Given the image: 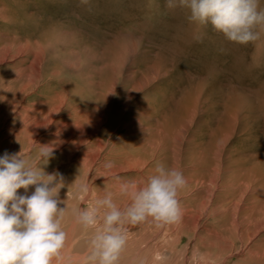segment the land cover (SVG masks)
I'll list each match as a JSON object with an SVG mask.
<instances>
[{"label": "rangeland", "instance_id": "374dc122", "mask_svg": "<svg viewBox=\"0 0 264 264\" xmlns=\"http://www.w3.org/2000/svg\"><path fill=\"white\" fill-rule=\"evenodd\" d=\"M259 6L264 8V0ZM189 14L186 8H169L168 0H0V100L14 105L21 99V107L38 108L34 115L40 121L64 99L54 127L45 133L103 112L91 141L96 146L94 140H101L111 164L136 151L134 156L142 153L150 166L186 169L194 187L182 194V211H191L190 226L201 214L195 230L182 233L174 244L177 253L163 263L264 264L257 256L264 249V26L257 27L258 40L242 45L210 23L190 21ZM180 36L191 42L179 45ZM137 120L140 124L133 126ZM157 144L162 150L153 157L149 146ZM205 156L208 161L202 163ZM71 162L53 151L45 166L63 176L61 190L67 195L76 193L75 183L84 175ZM203 172L209 180L204 187ZM212 175L220 188L210 182ZM165 228L161 224L158 235L166 234ZM200 231L210 242L230 241L226 254L215 247L212 258H201L206 250L197 240Z\"/></svg>", "mask_w": 264, "mask_h": 264}, {"label": "clouds", "instance_id": "9594fccd", "mask_svg": "<svg viewBox=\"0 0 264 264\" xmlns=\"http://www.w3.org/2000/svg\"><path fill=\"white\" fill-rule=\"evenodd\" d=\"M168 7L188 9L190 21L200 26L210 23L227 40L242 45L258 40L257 27L264 26L259 0H168ZM52 155L53 148L41 144L34 157L23 147L0 156V264H53L66 244L69 213L89 230V264H119L127 246L128 225L148 218L157 224H171L182 216L179 192L187 180L177 167L158 163L146 182L120 183L118 194L129 201L123 206L116 202L117 193L105 186L103 196L93 203L70 208L68 195L60 197L63 176L45 171ZM30 186L34 191L29 195ZM75 187L77 198L90 190L84 182L75 183ZM22 188L25 194H19Z\"/></svg>", "mask_w": 264, "mask_h": 264}, {"label": "bare ground", "instance_id": "6f19581e", "mask_svg": "<svg viewBox=\"0 0 264 264\" xmlns=\"http://www.w3.org/2000/svg\"><path fill=\"white\" fill-rule=\"evenodd\" d=\"M185 37L186 36H180L181 39L180 38L178 39L179 45L183 44L184 41H187V42L190 41L189 37H186V38ZM195 40H197V39H195ZM25 44L29 45V41L26 42ZM180 49L183 50V48H181V47H180ZM182 50H180V53H182ZM39 57H41V56H39ZM202 57H203V59L201 58L202 61L203 60L205 61L206 57L204 55ZM37 61H39V63L37 64V68L40 69L42 59L37 58ZM23 85H24V88L28 87L25 84H23ZM23 91L24 90H22L21 92H23ZM58 100L60 101V104L59 103L56 104L54 109H52L51 111H47L44 114V116L42 115L43 118L40 121H38V118L34 115V114L39 112L38 108L36 109L34 107H31L30 105L21 107L22 104L19 103L21 101V99L20 100L18 99L14 103V105L9 104L4 99L0 100V110H1L0 146L1 145L5 146L4 149H2L3 150L2 156L4 155L5 152H8L10 154L11 153H17V152L21 151V149L23 147V150L25 153H28L34 157L38 153V150L41 147V144L47 145L49 148H53V151H55V153L58 154V156L62 157V159L67 158V159H70L71 161H74V162H71L72 163L71 166L80 167L83 169L82 171L84 172L83 173L84 175L82 176L81 182L85 183L86 174H90V173L94 174L93 179L89 180L90 182H88L89 183L88 186L90 189L89 194L82 193L81 194L82 198H77L76 193H74V191H73L71 193V195H68V197H69L68 202L71 201L70 208L71 207H77V206L83 207L84 204H86V203H88V204L93 203L95 201V199L103 196L105 186L107 187V190L112 191L114 193H117L115 199H116V202L118 204H120L121 206L127 204L129 202L127 200V198L120 196L118 194L120 183L125 182V181H135L139 185L143 182H146V178L149 175L154 174V170H155L156 166H153V164L151 166L148 165L147 163H149V162H147L148 160L142 158V157H144L141 155L142 153L139 156H134V153L136 152L135 150H134L135 152L131 153V154H129L127 152L123 153V155H125V157L120 163L116 164L117 163L116 162L115 163L116 165L111 164L110 160H108V158H109L108 155L102 154V150H104L102 148L104 147V145L101 143V140H94V141L99 142V144H96V146L94 145L93 141H91V138L94 135H97V132H98L99 128L101 127L100 125L103 121L101 113H103V112H101L99 114L97 113L94 115L90 114L89 116H86V119L78 118L77 124H74V125L71 122L70 123L66 122L65 127H62L61 131L57 132V131H54V129H52L51 130L52 133L51 132L45 133V131H43V130H47L48 128L54 127V123H55L54 118H55V116H58V112L62 109V107L64 105V99L59 98ZM77 114H78V111H77ZM57 119H59V118H57ZM140 120H141V118H140ZM38 122H40V123H38ZM57 123L58 122H56V125H57ZM126 123H127V121H126ZM139 124H140V122H139V120H137L136 122L133 123V126L139 125ZM139 131H140V133H145L146 130L141 128V125H140ZM158 131L159 130H157V132ZM162 131H163V129H162ZM176 131L177 130H175L174 133H176ZM158 134L160 135V133H158ZM179 134H180V132H179ZM151 135H153V134H151ZM153 136H152V138H153ZM136 137H138V136H136ZM155 139H156V137H155ZM179 139H182V138L180 137ZM141 140H143V139H141ZM183 141H185V140H183ZM136 143H138V142H136ZM88 145H90L91 148L89 146L87 148V150H84L85 148H83V147L88 146ZM180 145H182V143ZM160 146H161L160 144H157L154 146H149L150 149H152V151L151 150L150 151H151V155L153 157L155 155L156 156L159 155V152L162 150V149H160L161 148ZM182 147H183V145H182ZM92 148H95V149L91 150ZM138 148H140V147H135V149H138ZM147 149H149V148H147ZM221 149H222V147H221ZM181 150H182V148H181ZM220 150H218V152ZM145 151L147 152V150H145ZM178 153H179V151H178ZM221 155L222 154L220 152V157H218V158H221ZM101 157L106 158L107 162L103 161L100 163V165H98L99 164L98 160ZM160 158H162V157H160ZM184 158H186V156L185 157L183 156V159ZM193 159H195V158H193ZM200 160L202 163H206V161H208V158L205 156V157H201ZM109 163L112 165V167L111 168L105 167V165L109 164ZM174 165H172V167H176V165L175 166ZM47 169L48 168L46 167L45 171ZM223 170H225V169H223ZM184 171H183V173H184ZM219 171H221V170H219ZM46 172L50 173L51 170L48 169ZM123 173L124 174H127V173L132 174L133 173V174L127 178L126 177H119ZM203 173H204L202 175L203 178L202 177L200 178L202 185L201 184L200 185L204 187V183H206L208 180V178H207L208 175L205 174L206 172H203ZM189 175L191 176V174H189ZM90 176H92V175L90 174ZM184 176L186 177L187 183L179 192L180 203H184L183 200H181V198H183L184 200L186 198L182 194L193 190V187H194V185L191 183L193 181H192V179L189 178L188 174L185 175V173H184ZM89 177H88V179L91 178V177L90 178ZM210 178H211L210 182H213V183L215 182V186L220 188L216 179L213 178V175ZM99 180L100 181L103 180V182L100 183ZM200 185H199V188L201 187ZM210 189H212V188H210ZM32 191H34V186H30L27 194L30 195ZM18 192H19V194H25V190L23 188L19 189ZM64 192H65V190L60 191V197L62 199L67 198V194ZM90 192H92V193H90ZM182 196H184V197H182ZM204 197H206V196H204ZM210 198H212V197H210ZM207 203L208 202H205L203 206L206 207ZM185 209H186V207H185ZM188 212L182 211V216L178 222L167 224V228H165L167 233L166 234L164 233L162 236L158 235L159 226L161 224H157L151 218H148L146 221H144L140 224H137V225H128L127 226V228H128L127 246H126V249L123 251V253L120 256L119 264H161V263L165 264V263H163V261L167 258V256H174L177 253L174 244L176 243V241H178L180 239L182 233L186 234L189 231L192 232L195 230L196 225H198L199 217H200L201 213L198 212V215H197L194 212L196 215L195 214H193V215H195L196 217L194 216L195 219H194L193 226H190L191 224L190 225L188 224L189 222H188L187 216L191 217L190 216L191 211L189 213ZM236 223H237V221H236ZM68 224H70V225L67 226ZM263 227H264V225H263ZM235 229H236V232L238 233V236L241 237L240 236L241 231H242L241 226L238 225ZM65 230L67 232L66 244H65L64 249L62 251L61 257L54 259L53 264H89V261H88L89 248H88V244L85 243L86 237H89V230L83 229L80 225H78L72 216H71V219L66 218ZM203 232L204 231H200V233L197 236V240L201 241V243L203 242L202 244H205L204 248H205L206 252H203L201 254V258H203L204 256L212 258V254H214V253H212V250H213L212 248H215V247L220 252V253L217 252V254L218 253L219 254H222V253L226 254L225 252L229 248L228 244H230V241L227 242L224 240V242L221 244H218V241L210 242L211 238L209 237V234H207L206 232H204V233ZM215 238H217V240H221V238H218V237H215ZM88 239L89 238H87V240ZM232 245L234 246V244H232ZM232 249L234 250L236 248L232 247ZM205 250H202V251H205ZM187 252H188V249L187 248L184 249V263L186 262ZM230 252L228 251V253H230ZM247 252H250L249 255H251V253H253V250L251 248H249V251H247ZM247 252H246V254H247ZM252 255H254V254H252ZM257 256H259V258H261V259H264V249L262 250V252L257 253ZM171 263H172V261H171Z\"/></svg>", "mask_w": 264, "mask_h": 264}]
</instances>
